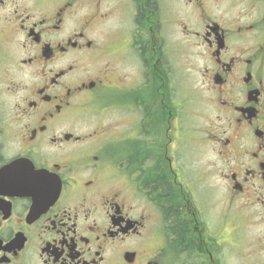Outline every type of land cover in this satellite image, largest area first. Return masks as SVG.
I'll return each mask as SVG.
<instances>
[{
	"label": "flooded vegetation",
	"instance_id": "1",
	"mask_svg": "<svg viewBox=\"0 0 264 264\" xmlns=\"http://www.w3.org/2000/svg\"><path fill=\"white\" fill-rule=\"evenodd\" d=\"M176 27L213 117L195 178L162 54ZM249 225L264 231V0H0V264H231L227 237L236 264H264L238 245Z\"/></svg>",
	"mask_w": 264,
	"mask_h": 264
},
{
	"label": "rangeland",
	"instance_id": "2",
	"mask_svg": "<svg viewBox=\"0 0 264 264\" xmlns=\"http://www.w3.org/2000/svg\"><path fill=\"white\" fill-rule=\"evenodd\" d=\"M174 32V42H172V44H174L170 48H167L162 54L164 61L167 63L166 67L171 71L176 83L174 86L176 107L179 111L184 110L185 108L187 113L183 121L186 125V137H184V139L182 137L176 139L174 147L176 149V154L181 157V163L185 175L195 178L201 173H204V171H209L208 166L213 158L212 152L209 149L210 146L198 143L199 136L196 135V131L211 128L213 117L210 115L209 107L205 105L204 97L196 88L195 70L197 71L198 67H196V63L192 61L191 51L188 50L185 46L186 44L182 41V37L179 34L180 28L176 27ZM144 57L150 59L149 56ZM127 59L134 60L135 55H130ZM126 63V65L120 67L121 71L133 75L134 70L136 71V66H134V63L136 62L127 61ZM175 124H178L177 121ZM113 147L115 146L113 145ZM211 181L212 178H207L205 182H203V189H208ZM249 226V229L245 228L240 232L238 238H241L238 239V245L244 246L243 250L247 251L250 255L255 253V257L256 255L264 257V231L259 226ZM225 231L226 236L229 233H232L230 232V228L227 227L225 228ZM227 239L231 241V243H226L225 252L231 254V256H229V259L231 257V264H236L237 259L232 253L236 252L237 248L235 247V243L230 240V237H227ZM228 262L230 264V260H228Z\"/></svg>",
	"mask_w": 264,
	"mask_h": 264
}]
</instances>
